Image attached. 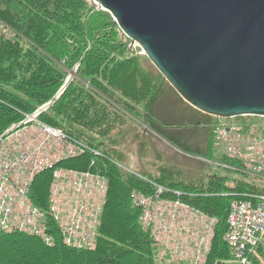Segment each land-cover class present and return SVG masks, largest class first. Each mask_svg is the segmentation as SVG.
I'll return each mask as SVG.
<instances>
[{"label": "trees", "instance_id": "16d2710c", "mask_svg": "<svg viewBox=\"0 0 264 264\" xmlns=\"http://www.w3.org/2000/svg\"><path fill=\"white\" fill-rule=\"evenodd\" d=\"M0 24L9 33L0 31V135L53 99L77 65L75 78L39 119L88 146L56 167L89 170L107 179L93 249L64 245L55 223H49L52 245L20 232L0 234V264H156L152 237L140 222L142 209L131 202L133 191L152 192L149 180L178 191L183 202L217 220L204 264L229 259L223 237L231 201L264 190L239 162L216 152V118L188 105L157 70L144 67L147 57L135 55L110 14L89 0H0ZM124 111L149 130L136 126L140 145L141 134L149 133L184 153V159L168 157L154 174L117 166V138L127 134ZM233 120L264 135V118ZM52 171H41L30 185L32 202L43 210ZM259 251L264 257V246Z\"/></svg>", "mask_w": 264, "mask_h": 264}, {"label": "built area", "instance_id": "2783aa9c", "mask_svg": "<svg viewBox=\"0 0 264 264\" xmlns=\"http://www.w3.org/2000/svg\"><path fill=\"white\" fill-rule=\"evenodd\" d=\"M0 28L2 25L0 24ZM39 111L24 114V119L18 127L6 131L0 136V231L19 229L34 234L45 235L47 232V220L43 212L35 207L30 199V185L34 176L47 166L52 165L60 158L82 152L80 146L70 152L52 154L47 150L45 157L28 155V159H18L17 153L25 146L26 141L12 143L9 146L6 158L2 159V153H6L7 139H17L24 130L28 131L29 140L46 143H56L58 138H51L42 131L45 127L48 134L54 135V129L42 126L44 123L37 121ZM215 147L228 159H234L241 163L243 170L252 175L264 174V136L252 134L245 130L240 123L219 120L214 127ZM63 142V140H62ZM81 145V144H79ZM12 155V156H11ZM53 183L49 198V206L54 219L59 223L67 244L92 245L94 231L99 224L102 211L105 180L100 175L89 171L56 170L53 173ZM96 192L103 193L97 199ZM161 195L164 191L158 188ZM178 197V191H172ZM150 200L152 205L163 206L161 214L170 223L156 225L152 215L148 218L147 226L152 227L155 239L163 244L160 256L166 262L173 259H191L194 264H201L210 246L213 228L216 223L213 217L192 209L179 199L175 201L163 200L160 196L146 197L140 193L132 194V202L136 206L145 208L143 222L145 221V205ZM173 209L172 214L169 211ZM168 211L167 214L165 211ZM181 212L189 216L188 221L194 220L196 232L192 231L190 239L193 243H186L183 233L186 232L185 223H178ZM169 217V218H167ZM227 230L224 240L231 250L232 264H264L256 263L253 257L257 255L258 246L264 241V194L250 192L241 198L231 201L227 214Z\"/></svg>", "mask_w": 264, "mask_h": 264}, {"label": "water", "instance_id": "95a60500", "mask_svg": "<svg viewBox=\"0 0 264 264\" xmlns=\"http://www.w3.org/2000/svg\"><path fill=\"white\" fill-rule=\"evenodd\" d=\"M90 1L188 105L213 117L264 118V0Z\"/></svg>", "mask_w": 264, "mask_h": 264}, {"label": "rangeland", "instance_id": "374dc122", "mask_svg": "<svg viewBox=\"0 0 264 264\" xmlns=\"http://www.w3.org/2000/svg\"><path fill=\"white\" fill-rule=\"evenodd\" d=\"M130 47H132L135 55H139V56L143 57L144 54H142L140 52V49H138L136 46H130ZM143 65H144V67H146L149 70H152V69L157 70L148 59L143 60ZM72 70H74L73 78H72V80H73L76 76L77 65H75L72 69H70L67 72L66 78L71 74ZM170 96L172 97L175 95L170 93ZM171 100H172V102L177 101L173 97ZM123 116L125 119L124 129H126L127 134H125L123 136V140H122V137L117 138V140H119L120 143H118L116 147H117L118 151H120V153H121V159H119L118 161H115V164L117 166L122 167V168H124L130 172H134V173L145 172V173L154 174L156 167L161 165L162 163H165L166 159L168 157H173L174 155H177L181 159H184V157H185L184 153L177 150L175 147L171 146L164 139H161V138L157 139L156 137L149 136V133L143 135V134H141V131H140V134L142 135V140L144 141V143L140 145V140L134 138L133 131L136 129L137 125H138L139 129H141L143 131H145V130L149 131L147 126L144 125L138 118H136L135 116H132L130 113H128L126 111H124ZM37 121L39 123L41 121L38 116H37ZM42 123H44V125H42V126H47V127H50L51 129H54V135H52V134H48L45 127H41L42 131H44L47 135H50L51 138H58V140L55 141L56 143L53 142V144L52 143L49 144L48 140L46 141V143H43V142L41 143L38 140L37 141H33V140L28 141L30 138L28 131H30V130H24L19 138L13 139V140L11 138L7 139L8 143L5 144L6 145V153L5 152L2 153V159L6 158V154L8 152L10 144L18 143L20 141H23V142L26 141L27 142L25 144V146H23L20 149V151L16 154L18 159H21V160L28 159V155H32L34 157L35 156L45 157L48 149H50V152H53L52 154H54V156H56L55 154L61 155L62 153H64V152H62V149L64 146H67V149L65 152L72 151L75 148V146H80L83 149H86L88 147V146H85L80 141L74 140L71 137H69L68 134L65 133L61 128L49 126L45 122H42ZM144 133H146V132H144ZM143 137H146V140ZM62 140H63V142H62ZM79 144H81V145H79ZM92 150L95 153L96 149L92 148ZM96 153H98V152L96 151ZM7 155H9V154H7ZM259 178H261V177H259ZM253 179H255L253 181H255V183L257 185H259L261 187V189L264 190V177L261 179H258V178H253ZM249 180H252V179H249ZM148 182L152 185V192L148 193V195H150V198L154 199L155 196H160L161 198L163 197L162 198L163 200H171V201H175L177 199L181 200L176 194L172 193V191H173L172 189L165 187V186H162L159 183L154 182L152 180H149ZM159 187H162L164 189V191L167 190L168 192H166V193L163 192L164 194L161 196L158 192ZM106 189H107V184H104V191ZM102 194L103 193L96 192L94 197L97 199ZM145 207H146V209H148L147 212L145 213V219H144L145 225H148V223H146V221H148V218L151 215H152L154 221H156V225L158 226V228L160 227V223H166V221H167V223H170L161 214V211L163 210V206L160 208L159 206L152 205L150 200H148ZM165 212L167 214L168 211L166 210ZM172 212H173V209H171L169 211V214H172ZM184 215H187V214L184 212H181V217H180V220L178 221V223H185L184 227L186 228V230H185L186 232L183 233L184 238H186L185 242L186 243H193L195 240L190 239V235H191L192 231L196 232L197 227L194 226V223H195L194 220L189 222L188 221L189 216L184 218ZM167 218H169V217H167Z\"/></svg>", "mask_w": 264, "mask_h": 264}]
</instances>
